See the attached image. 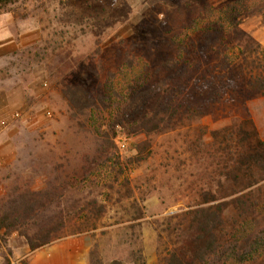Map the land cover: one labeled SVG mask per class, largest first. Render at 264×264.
Wrapping results in <instances>:
<instances>
[{
	"label": "rangeland",
	"instance_id": "obj_1",
	"mask_svg": "<svg viewBox=\"0 0 264 264\" xmlns=\"http://www.w3.org/2000/svg\"><path fill=\"white\" fill-rule=\"evenodd\" d=\"M235 1L27 0L0 11V211L23 194L52 192L66 180L71 187L62 202H139L145 219L125 223L123 210L115 206L95 232L97 243L115 247L140 264L146 257L161 264L157 224L204 202V194L220 195L219 179H203L193 148H206L213 131L249 117L264 140V97L214 107L191 124L189 141L188 128L149 139L117 128L111 136L123 169L136 155L135 146L147 139L152 155L122 176L118 177L119 165L111 169L108 163L100 174L84 178L83 157L90 154L92 141L87 105L73 100L72 91L66 99L60 82L64 79L65 87L85 82L88 90L101 89L108 71H116L127 53L155 67L173 54L174 34L185 31L200 13ZM240 28L264 46L261 17L245 19ZM201 131L206 132L203 138ZM125 180L130 181L131 197L121 184ZM27 234L31 238L38 228ZM26 237L0 233V264L21 258L16 251L27 248Z\"/></svg>",
	"mask_w": 264,
	"mask_h": 264
},
{
	"label": "trees",
	"instance_id": "obj_2",
	"mask_svg": "<svg viewBox=\"0 0 264 264\" xmlns=\"http://www.w3.org/2000/svg\"><path fill=\"white\" fill-rule=\"evenodd\" d=\"M22 1L27 0H0V11ZM252 17L264 20V0H236L200 13L185 31L173 35L171 56L153 67L127 53L95 91L88 90L85 82L65 87L63 79L66 99L72 91L73 100L87 105L83 113L92 141L90 154L83 157V177L100 174L108 163L111 169L120 164L111 136L117 128L148 139L188 128L189 141L191 124L214 107L264 97V46L240 28ZM205 135L201 131V138ZM211 138L206 148L193 149L203 179H219L220 195L204 194V202L157 224L161 264H264V140L250 117L213 131ZM148 139L135 146L136 155L124 169L119 165L118 177L152 155ZM222 180L230 184L224 187ZM121 184L129 192L126 197H131L130 181ZM70 187L66 180L52 192H28L8 202L0 211V233L26 237L38 228V234L26 237L29 249L35 251L70 233L94 234L115 206L123 210L125 223L146 218L139 202H62ZM224 199L230 200L218 202ZM131 209L136 212L131 214ZM51 212L55 215L49 216ZM92 264H103L98 244Z\"/></svg>",
	"mask_w": 264,
	"mask_h": 264
},
{
	"label": "crops",
	"instance_id": "obj_3",
	"mask_svg": "<svg viewBox=\"0 0 264 264\" xmlns=\"http://www.w3.org/2000/svg\"><path fill=\"white\" fill-rule=\"evenodd\" d=\"M97 238L95 233H86L60 239L35 251L26 246L20 253L16 251V257L21 258L16 261L11 259L10 264H19L22 260L26 264H92V252L95 244H98ZM99 248L103 264H140L133 257L120 255L115 247L99 245ZM156 263L153 257H146L145 264Z\"/></svg>",
	"mask_w": 264,
	"mask_h": 264
}]
</instances>
